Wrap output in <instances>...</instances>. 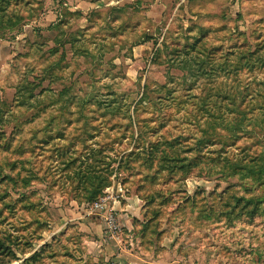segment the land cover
<instances>
[{
	"label": "rangeland",
	"instance_id": "374dc122",
	"mask_svg": "<svg viewBox=\"0 0 264 264\" xmlns=\"http://www.w3.org/2000/svg\"><path fill=\"white\" fill-rule=\"evenodd\" d=\"M127 251L264 264V0H0V264Z\"/></svg>",
	"mask_w": 264,
	"mask_h": 264
},
{
	"label": "crops",
	"instance_id": "0c3cea01",
	"mask_svg": "<svg viewBox=\"0 0 264 264\" xmlns=\"http://www.w3.org/2000/svg\"><path fill=\"white\" fill-rule=\"evenodd\" d=\"M139 204V205H138ZM140 207V203H139V199L134 196V195H128L125 196L123 204H118L116 205V209L119 211L117 213V217L119 220L122 221V223H124L126 226V228L130 227V218H129V214L131 216H138L139 210L137 207ZM127 255H125V258H128V264H138L137 261H135L136 259H140V255L138 253H132L131 251H127L126 252ZM150 259V258H149ZM156 261V260H155ZM158 264H170L169 262H163V260L161 261V263Z\"/></svg>",
	"mask_w": 264,
	"mask_h": 264
},
{
	"label": "built area",
	"instance_id": "2783aa9c",
	"mask_svg": "<svg viewBox=\"0 0 264 264\" xmlns=\"http://www.w3.org/2000/svg\"><path fill=\"white\" fill-rule=\"evenodd\" d=\"M95 206H99V205H95ZM109 220H110L109 224H110V226H112L114 224L113 218L111 217V218H109ZM113 228H115L114 225H113Z\"/></svg>",
	"mask_w": 264,
	"mask_h": 264
},
{
	"label": "trees",
	"instance_id": "16d2710c",
	"mask_svg": "<svg viewBox=\"0 0 264 264\" xmlns=\"http://www.w3.org/2000/svg\"><path fill=\"white\" fill-rule=\"evenodd\" d=\"M142 96H144V93H142ZM91 196H93V195H91ZM94 197V196H93Z\"/></svg>",
	"mask_w": 264,
	"mask_h": 264
}]
</instances>
